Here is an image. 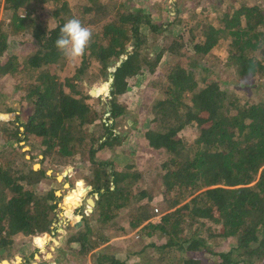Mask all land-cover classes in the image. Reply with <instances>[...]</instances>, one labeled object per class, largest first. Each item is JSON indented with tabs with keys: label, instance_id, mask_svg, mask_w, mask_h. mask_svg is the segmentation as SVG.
<instances>
[{
	"label": "trees",
	"instance_id": "1",
	"mask_svg": "<svg viewBox=\"0 0 264 264\" xmlns=\"http://www.w3.org/2000/svg\"><path fill=\"white\" fill-rule=\"evenodd\" d=\"M49 2L55 6L57 21L52 28L34 16L36 8L31 9L35 3ZM245 2L238 8L229 5L219 19L201 21L187 40L179 10L164 29L142 8L122 11L101 0L73 9L65 0L4 1L12 16L6 27L0 24V79L18 80L15 90L24 93L26 112L23 133L15 121H1V252L11 258L16 236H43L54 224L56 190L39 188L49 176L26 159L19 163L24 158L19 144L33 137L42 143V163L54 154L58 156L54 164L80 154L90 161L92 179H87L99 197L92 219L84 216L82 228L70 235L67 244L79 245L81 254L92 256L95 264H131V255L140 257L133 264H264V98L245 100L228 91L229 83L240 90L264 88V6ZM75 16L91 30L92 39L75 73L62 80L58 70L66 59L55 41L63 24ZM98 23L102 26L93 28ZM146 26L156 38L170 34L171 42L150 40L142 32ZM175 28L178 33H173ZM21 32L31 37L17 45L29 50L9 54L10 46L17 43L11 37ZM147 42L153 55L147 54ZM224 47L226 58L215 52ZM166 55L163 78L149 83L153 82L158 97L149 112L152 127L145 132L148 148L163 155L160 178L154 182L164 212L154 222L158 217L151 206L154 197L142 186L140 168L135 163L119 168L98 153L110 148L133 155L120 149L124 137L113 132L118 119L128 118L119 100L130 91L131 80L145 72L155 75ZM93 66L97 74L91 73V78L96 75L107 81L113 76L110 124H96L101 113L88 103L91 95L80 89ZM216 71L226 72L234 82L219 81ZM95 126L101 127L99 132L93 131ZM191 128L193 140L182 135ZM79 185L82 196L90 190L82 181ZM73 206L79 202L67 204L68 209ZM129 208L128 228L116 230L114 221ZM111 229L125 230L124 234L135 231L141 248L130 251L125 260L111 254ZM230 239L224 249L222 244Z\"/></svg>",
	"mask_w": 264,
	"mask_h": 264
},
{
	"label": "rangeland",
	"instance_id": "2",
	"mask_svg": "<svg viewBox=\"0 0 264 264\" xmlns=\"http://www.w3.org/2000/svg\"><path fill=\"white\" fill-rule=\"evenodd\" d=\"M4 1L5 0H0V24H2L3 28L6 27L12 16V13L5 9ZM65 1H67L71 9L90 2V0ZM244 1H247L245 3L249 4L253 3L264 6V0H101V3L105 4L108 2L110 5L113 4L115 9H122V11H128L132 8H142L151 14V20L153 22L163 26L164 29L168 28L170 25L169 23L175 20L176 12L179 10V18H182L185 21V24L182 25V27L186 26L185 31L188 33L186 39L188 40L190 36L193 35L191 29H193L194 34H196L195 29L199 27L201 21L207 22L210 20H216L217 18L219 19L229 5H232L233 8H238L237 6ZM54 7L55 6L52 2L45 4L35 3L31 6V9L36 8L35 10L38 12H35L34 16H40L47 26L52 28L57 23L56 19L53 17ZM20 14L25 15L26 11H22ZM75 18L79 19L78 16H75ZM81 20L82 18H80V21ZM82 24L86 26L83 20ZM97 25L98 26H94L93 28L99 29L102 26V23H98ZM176 28L173 33H178ZM171 29L172 27L170 30ZM142 32L148 34L150 40L151 38H156L154 35H150L155 33L147 26L142 28ZM163 35L164 36H158L156 42L158 41V43L161 44L164 42L165 44L170 43L172 36L168 33H164ZM30 37L31 34L28 32H21L17 35H13L11 41L17 43L10 46L9 54L17 53V55H19L23 54V51L24 53H27V50H29L28 46L17 44L18 42L21 43L26 41ZM144 46L148 49L147 54H154L152 53L153 47L150 46L148 42ZM132 49L133 48H130L129 51ZM226 49L227 47H224L221 51L215 49V52L226 58ZM166 61H168L167 55L165 56L163 63L159 66L161 68L155 75L145 72L138 78V80H131L130 91L119 100L120 104L125 108L126 112H128V118H126V120L118 119L113 128V132L122 134L124 137L120 149L133 153V155L129 156L122 152H113L110 148H104L98 153V156L101 159L112 160L114 165H118L119 168H123L130 163H135V165L140 168L144 182L142 186L146 187L145 192L147 195H153L154 197L151 206L154 209L155 214L158 216L155 218L154 222L160 221V216L164 212L162 200L160 196L155 194V191L159 186L154 182L156 179L158 180L160 178L159 172L161 157H163V155L160 154L159 156L157 152H153L148 148L145 141V132L152 127L151 118L153 117L150 116L149 112L151 106L158 97V91L153 87V82L159 83L163 78L168 65H164V62ZM80 62L81 57L75 60H64V64L60 66V69L58 70L62 80L67 76L74 74L79 67ZM96 69L95 66L90 68V70L88 69L85 82L81 84L80 89L85 92V94L91 95V98L87 100L88 103L98 109L101 113V115L98 114V121L96 124H100L101 121L110 124L113 122L110 117L111 107L109 106L108 98L110 96V80L102 81V79L96 75L91 78L90 75L97 74V71H95ZM221 70L226 69L223 68ZM110 71H113V68L110 69ZM214 76L219 81L234 82V79L223 71H216ZM17 81V79L12 77H4L0 79V93L1 95L3 94V96L0 97V110L2 111L0 115L5 117H0V148H2L1 143L3 142V139H1L3 132L1 121H15L20 132L23 133L24 131L25 121L23 119L25 118L24 112H26L24 106L25 102L23 100L24 93L21 91L16 92L15 86ZM151 81H153L152 85L149 84ZM90 84L92 85L90 86ZM229 84L231 85L229 86L228 91L231 92L230 94L233 93L236 97L238 96L241 99L253 101H260L264 98V88L258 90H249L247 88L245 90H240L237 89L239 86L234 87L232 83ZM92 91H95L94 95L92 94ZM8 108H12V112L5 113ZM89 128V130H91L92 127ZM100 129L101 127L95 126L93 131L99 132ZM191 129L192 130H186L182 135L187 137L191 136L190 139L193 140L192 137L195 129ZM41 145V141L33 139V137L22 140L19 144L18 151L24 156V158H19V163L21 164L23 159H26L28 162H31V165L35 170H45L49 176L50 179L45 181L46 184L39 186V188L44 191L53 188L56 190V196L59 198L53 227L50 232L39 237L30 238L28 236H16L12 253H10V256L12 257L9 258L7 252L0 251V259L3 258L0 264H4V262H7V264H95V259L92 256H84L81 254L79 245L76 243L67 244L70 235L82 228L83 217L86 216L92 219L91 215L95 210V206L92 207L88 203L89 200L96 202V199H98L96 197L97 192L92 186H90L89 180L87 179H92L88 167L90 161L87 160V157L80 154L65 163L54 164L58 159V156L54 154L49 155V159L46 160L45 163H42L44 161V154ZM16 146L18 145L15 144V147ZM97 148L98 145L95 146V149ZM111 170H113L112 167H110V171ZM81 181L84 183L85 188L90 189L83 196L79 192V184ZM78 202L79 206H73L71 209H68L67 204ZM129 215L130 208L128 211H123V213L114 221L117 223V226L114 228L116 230L120 227L125 229L128 228L129 223L127 217ZM92 223L95 224L96 222L92 221ZM124 231L116 232L113 229L109 231L111 237L108 243V251L111 254H115L121 260L127 259L130 251H138L141 248L137 246L139 244L137 242L139 238L137 233L134 231L130 234H124ZM230 241L231 239L222 244L224 249L228 247ZM42 244H44L43 247ZM194 255L203 258L202 254ZM139 260L140 257L137 255L129 256V262L131 264L138 262Z\"/></svg>",
	"mask_w": 264,
	"mask_h": 264
},
{
	"label": "clouds",
	"instance_id": "3",
	"mask_svg": "<svg viewBox=\"0 0 264 264\" xmlns=\"http://www.w3.org/2000/svg\"><path fill=\"white\" fill-rule=\"evenodd\" d=\"M91 39V30L84 26L78 18L73 17L67 20L60 28L55 47L65 59L75 60L85 53Z\"/></svg>",
	"mask_w": 264,
	"mask_h": 264
},
{
	"label": "water",
	"instance_id": "4",
	"mask_svg": "<svg viewBox=\"0 0 264 264\" xmlns=\"http://www.w3.org/2000/svg\"><path fill=\"white\" fill-rule=\"evenodd\" d=\"M119 65V64H118ZM116 69V68H115ZM115 69H113V71H115ZM109 80H110V83L109 84H111L112 82H113V76L111 75L110 76V78H109ZM92 94L94 95L95 94V91H92ZM103 192V191H102ZM96 197L98 198L99 197V194L97 193V195H96ZM93 206H95V202L93 201ZM4 264H5V262H4ZM42 264H44V263H42Z\"/></svg>",
	"mask_w": 264,
	"mask_h": 264
},
{
	"label": "bare ground",
	"instance_id": "5",
	"mask_svg": "<svg viewBox=\"0 0 264 264\" xmlns=\"http://www.w3.org/2000/svg\"><path fill=\"white\" fill-rule=\"evenodd\" d=\"M37 168H38V167H37ZM37 168H36V169H37ZM62 177H63V176H62ZM61 179H62V178H61ZM88 203H89V205H91L92 207H94V206H93V200H89ZM5 264H7V262H5Z\"/></svg>",
	"mask_w": 264,
	"mask_h": 264
},
{
	"label": "crops",
	"instance_id": "6",
	"mask_svg": "<svg viewBox=\"0 0 264 264\" xmlns=\"http://www.w3.org/2000/svg\"><path fill=\"white\" fill-rule=\"evenodd\" d=\"M176 15H177V12H176ZM79 191H81V190H79Z\"/></svg>",
	"mask_w": 264,
	"mask_h": 264
}]
</instances>
